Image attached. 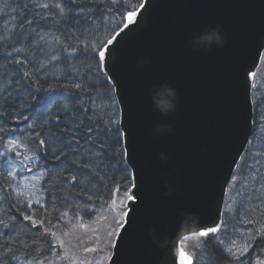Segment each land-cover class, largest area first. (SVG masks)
<instances>
[{
  "label": "snow or ice",
  "instance_id": "1",
  "mask_svg": "<svg viewBox=\"0 0 264 264\" xmlns=\"http://www.w3.org/2000/svg\"><path fill=\"white\" fill-rule=\"evenodd\" d=\"M104 2L108 14L115 8H123L127 11V16L120 13L119 23L110 27L107 36L95 44L81 46L79 43L75 45L72 43L74 35L72 29H76V34L79 35L80 29L90 28L96 19L94 12L99 11V8L93 9L94 0H59L55 4H33L29 0L22 7L17 3L16 7L21 10L18 16H14L16 23L7 29V35L5 29L0 28V46L11 48L9 52H0V59L6 61L5 64H0V205L8 204L7 211L0 207V264H22L20 253H23V264H43L39 256L43 255L45 250L59 255L56 249L63 247V242L55 244L49 242V235L55 237L56 233H50L45 227L48 196H53V192L47 186L51 183L50 175H55L60 182L52 184V188L56 190L54 199L61 207L75 211L78 216L81 213L90 216L98 211L95 205L99 203L101 209L107 208L114 213L108 221L106 248L99 250L110 251L109 264H117V254L122 252L124 243L135 228L136 213L142 204V179L140 170L134 163L131 130L124 123V108L119 98L120 85L115 76L114 64L119 46L123 42L122 38L137 27L149 0H144L143 3L136 0L139 14L135 5L128 10L121 0ZM0 5L2 13L11 8V0H0ZM29 8L33 9L31 13ZM101 15L104 13L101 12ZM57 17H60L59 21ZM61 24L66 27L61 28ZM120 24H124L122 29ZM52 27L60 33L59 36L49 38L48 29ZM262 53L264 44L255 50L252 62L244 70L249 110L259 108L261 103L252 99L254 85L251 81L256 75L253 71L257 67L256 60ZM81 59L87 63L83 69L77 66L74 70V62ZM50 70H53L51 76ZM57 71L59 75H56ZM6 78L7 83H4ZM53 81L56 83L63 81L71 90V95L64 97L72 101L70 111L65 108L62 115L56 116L49 112L38 123L44 107H51L61 96L59 92L54 93L51 87H43L46 84L51 85ZM104 86L108 87L109 92L115 93V97L106 93L104 99L113 105L111 116L116 115L115 105L120 106V120L117 126V121L110 119L109 126L101 132L89 126L87 113L92 109L86 104L85 98L95 103L91 97V90ZM42 91L47 95H41ZM248 123L255 125L256 121L250 117ZM51 128L59 131L52 133L50 141L45 137L44 130ZM93 130H97L99 135H92ZM101 135L103 139H100ZM52 141L60 147L52 146ZM247 143L251 144V140L248 139ZM121 144L122 147H116L115 154L107 151ZM257 151L264 153V149ZM44 156H51L58 165L63 166L59 167L55 174L50 173L46 165L40 163ZM70 157H78V160H71ZM101 157L103 159H100ZM259 158V155H255L253 161H258ZM241 159L245 158L242 156ZM105 160L108 163L105 164ZM95 161L99 162L94 163ZM232 164H237V161L234 159ZM107 169L113 170L112 175L107 174ZM69 171L75 174L71 179H66ZM98 176H103L107 183L115 182L117 198L123 192L124 198L118 208L110 207L108 198L100 190L101 185L97 184L95 190H89L85 186V181L91 183L97 180ZM228 183L233 185L238 183L236 175H231L230 179L224 181V184ZM65 185L69 190L83 186L82 193L85 194L83 198L81 193L75 195V199L80 202L79 207L72 209L71 205L60 198L58 193ZM26 189L29 196L25 195ZM252 192L253 195L244 199L237 209H233L231 204L222 208L220 199L211 223H205L204 217L198 213L181 212L178 214L179 222L176 228H182L184 232L190 233L192 238H198L199 245L215 249L220 259L227 261L228 264H254V253L255 264H264V259H260L264 255V229L254 230V234L246 237L236 230L235 223L231 228L229 226V218L237 212L247 216L250 212L261 211L256 201L264 203V194L255 188ZM37 193L39 196L33 201L30 196ZM12 209L16 211L13 212ZM56 212L59 213L60 209L56 208ZM60 215L63 218L68 212ZM20 225L28 228V232H24ZM33 229L38 233L39 242L46 244L45 250H37V240L30 235ZM40 229H43L42 233ZM241 238L244 243L237 246V241ZM174 246V243L170 246V257L171 247ZM34 250H37V254L29 258ZM84 251L96 252L98 249L86 247ZM184 255L181 252V264H185ZM171 264H175L174 257H171Z\"/></svg>",
  "mask_w": 264,
  "mask_h": 264
},
{
  "label": "water",
  "instance_id": "2",
  "mask_svg": "<svg viewBox=\"0 0 264 264\" xmlns=\"http://www.w3.org/2000/svg\"><path fill=\"white\" fill-rule=\"evenodd\" d=\"M217 25L223 44L189 46L196 44L195 34ZM122 41L114 70L142 179V204L117 264H171V257L181 264V252L185 264H192L181 246L192 237L176 228L178 214L198 213L211 223L220 199L223 208L229 184L224 181L252 134L244 70L264 44V0H149ZM163 81L177 97L167 114L153 102Z\"/></svg>",
  "mask_w": 264,
  "mask_h": 264
},
{
  "label": "trees",
  "instance_id": "3",
  "mask_svg": "<svg viewBox=\"0 0 264 264\" xmlns=\"http://www.w3.org/2000/svg\"><path fill=\"white\" fill-rule=\"evenodd\" d=\"M29 0H11V8L5 10L4 12L0 13V28L5 29V35H7V29L11 28L13 24L16 23V20L14 19V16H18L20 12V8H17L16 5L19 3L21 7L24 3H28ZM33 4L36 3H49V4H55L59 2V0H31ZM109 3H111V0H108ZM122 3H124L128 10H131L132 7L135 5V7L138 6L136 3V0H121ZM140 3V0H139ZM2 7V5H0ZM93 9L99 8V11H95L94 15L96 19L93 20L92 26L90 28H82L79 30L80 34L77 35L76 29H72L74 35L72 37V43L75 45L79 43L81 46L85 44H95L98 42L99 36L102 33V38L107 36V30L114 26L116 23H119L121 16L120 13L126 14L127 11H125L123 8H115L114 11L111 12V14H108V8L104 2V0H94V3L92 4ZM115 7V6H114ZM13 9H15V12H13ZM33 11L32 8H29V12L31 13ZM46 11V10H45ZM101 12L104 13V15H101ZM51 15V13H47ZM57 21H59L60 17L56 18ZM122 24H120L121 26ZM61 28L66 27V25L61 24ZM118 30V29H117ZM50 33V37L52 36H59L60 33L56 30L55 27H52L48 29ZM63 39V37H61ZM11 51V48H5L3 46H0V52H9ZM15 56L16 54L13 53ZM29 55L31 56V52H29ZM6 61L0 59V64H5ZM87 62L81 60H78L74 62L73 69L77 66L81 67L83 69V66ZM53 70H50V76ZM56 75H59V72H56ZM4 83H7V78L5 79ZM26 87V86H25ZM43 87L48 88L51 87V90L55 92L61 93V98L63 100L60 104H54V110L55 115H62L63 110L65 108H68L70 111L72 101L65 99L64 97L71 95V90L61 81L60 83H56L55 81L52 82L51 85H44ZM263 89V91H262ZM109 94L112 96V92H109V89L107 86L104 87H96L91 90V97L95 100V103H91L88 101V98H85L86 104L92 109V111H89L87 113V117L89 119V126H91L93 129H99L101 132L109 126V120L115 119L117 121V109L115 106V116H111V113L113 111V105L106 101L104 99L105 94ZM41 95L46 96L47 94L41 92ZM99 97V98H97ZM113 97V96H112ZM252 99L254 101H261L259 108L253 109V119L256 121V124L253 125V134L251 136V144H248L246 148V152L243 155L245 159H241L240 164L237 167V170L235 171L237 181L235 185L231 184L229 191L227 195L231 191H238L240 195H242L245 199L249 198L253 195V188H255L258 192L264 194V166L259 161L254 162L253 159L250 157L251 153L254 151V153L259 154L257 150H260V143H264V58L262 60L261 66L259 68V71L256 75V78L254 80V88L252 91ZM101 107V108H100ZM97 108V109H96ZM95 109V110H94ZM42 119L38 121L41 122ZM86 122V121H85ZM63 123V120H62ZM59 129L51 128L44 130V135L47 137L50 141L52 140V133L57 132ZM259 133H262L259 135ZM28 134L25 130V135ZM92 135H99L97 130H93ZM103 135L100 136V139H103ZM112 139L114 140L115 137L113 136ZM260 142V143H259ZM52 146L54 147H60L59 144H56L55 141H52ZM87 147V146H86ZM116 147H122L121 145L112 147L110 149H107V151L110 154H115ZM71 160H78V157H70ZM100 159H103L102 157ZM245 160L247 163H245ZM99 161H95L94 163H98ZM41 163V162H40ZM67 161H65V164ZM104 163H108L107 160L104 161ZM43 164V163H41ZM63 165H58V163L55 161V165L52 166H46L50 173L55 174L58 171V168ZM258 166V168H257ZM251 168V170H250ZM93 171H95V168L93 167ZM113 170L107 169V174L112 175ZM75 174L73 171H69L66 175V179H71V176ZM259 174V175H257ZM119 178V177H117ZM79 179V177H78ZM49 181H56V184H59V180L56 179L55 175L49 176ZM99 184L101 185L100 190L105 194L106 198H110L114 191H115V182L107 183L104 180L103 176H98L97 180L92 181L91 183H88L85 181V186L89 188V190H95V186ZM252 184L251 186L247 187L244 185ZM49 189L53 192V196H48L49 204H48V216H47V222L45 223V227L49 229V232H53V230L60 224L61 215L60 213H63L65 211L72 212L67 207H61L59 202L54 199V196L56 194V190L52 188V183H49L47 185ZM82 187H77L73 189H67V186H62L59 191V196L62 200H65L68 205L72 206V209H75L76 207L80 206V202L75 199V195L77 193H81L82 198L84 193H82ZM47 195V193L45 194ZM80 198V199H82ZM256 203L259 205L261 211H258L254 218L257 216H261L257 219V221L260 220L258 225L252 226V232L254 233V230L260 231L264 229V203H261L260 201H256ZM91 205V204H90ZM100 204L97 203L95 206H99ZM0 207H3L5 211L8 210V204L5 203L3 205H0ZM226 207V205H224ZM56 208L60 209V212H56ZM13 212H15V209H12ZM75 212V211H74ZM238 213V212H237ZM18 215V213H17ZM83 215V214H82ZM84 218L88 217L86 215H83ZM254 218H249L247 216H244L241 218L238 214H235L229 218V226L233 225V223L236 224V230L239 233H243L244 236L247 234V230H243V225L246 224L245 222L252 221ZM22 219V217H21ZM20 227L23 228L22 225ZM24 232H28V228H23ZM41 233L43 232V229L39 230ZM32 238L34 240H37V250H45L46 244L40 243L38 238V233L35 229H33L30 233ZM49 242H52V236L49 235ZM185 247L188 252H190L193 255V264H223L222 259H220L219 254L215 251V249H212L211 247H205L202 245H199L198 242H194V240L185 242ZM37 250H34L33 254H37ZM49 254L46 250L43 251V255L39 256L40 261L43 260V258H46V256ZM22 257L23 262V253H20Z\"/></svg>",
  "mask_w": 264,
  "mask_h": 264
},
{
  "label": "rangeland",
  "instance_id": "4",
  "mask_svg": "<svg viewBox=\"0 0 264 264\" xmlns=\"http://www.w3.org/2000/svg\"><path fill=\"white\" fill-rule=\"evenodd\" d=\"M102 33L99 36L101 39ZM98 39V40H99ZM263 91V89H262ZM63 100L59 97L58 102H53L49 109H53L54 104H60ZM48 106H45L46 108ZM101 108V107H100ZM97 109V108H96ZM95 110V109H94ZM262 133H259L261 135ZM260 143V142H259ZM260 149H264V143H260ZM255 155H259V162L264 166V153L256 154L254 151L251 153L250 157L253 159ZM258 161H255L258 162ZM258 168V166H257ZM252 184L244 185L251 186ZM31 188V185L28 186V189ZM28 189L25 190V195L29 196ZM15 196V193H13ZM39 194L31 195L30 198L35 201ZM124 198L123 192L120 193V197L117 198L115 191L113 195L108 199V203L112 209L118 208L120 201ZM245 198L240 195L238 191H231L229 195L225 198L226 206L231 204L233 209H237L238 205ZM115 201V203H113ZM91 206V205H89ZM98 209L97 212L92 213L90 216L84 218L82 213L78 216L76 212L72 210V212H68L67 216H64L60 219V224L53 230L56 233L55 237H52L53 244L58 243L60 241L63 242V247L57 248L56 252L59 253L57 256L55 252H49L46 258L41 260L43 264H98V262H103V264H107L108 256L110 255V251H99L106 248L107 237L106 232L109 230L108 221L111 219V215L114 213L110 212L109 209H101V206H96ZM241 218L245 215L242 212L236 213ZM257 212H250L247 217L254 218ZM105 217H108L106 220ZM261 216L255 217L251 223L245 222L243 225V230H247L246 237H250L252 234V226L258 225L260 222L257 219ZM252 225V226H250ZM244 243L243 238L237 241V246H242ZM88 248H97L96 252H85L84 249ZM260 259H264V255L260 257ZM223 264H228L227 261H222ZM23 264V262H22ZM254 264H255V253H254Z\"/></svg>",
  "mask_w": 264,
  "mask_h": 264
},
{
  "label": "clouds",
  "instance_id": "5",
  "mask_svg": "<svg viewBox=\"0 0 264 264\" xmlns=\"http://www.w3.org/2000/svg\"><path fill=\"white\" fill-rule=\"evenodd\" d=\"M221 31L222 30L219 25L216 27L205 28L198 34H195L196 44L193 45L189 42V46L194 49L208 48L213 44L219 46L224 43ZM158 96L163 99H159ZM153 102L156 110L163 114H167L169 110L171 112L175 110L177 103L176 90L169 81H163V86L159 90V93L153 95ZM160 246L163 247L162 244Z\"/></svg>",
  "mask_w": 264,
  "mask_h": 264
},
{
  "label": "bare ground",
  "instance_id": "6",
  "mask_svg": "<svg viewBox=\"0 0 264 264\" xmlns=\"http://www.w3.org/2000/svg\"><path fill=\"white\" fill-rule=\"evenodd\" d=\"M50 107H46L43 109V114L40 117V119L45 118L48 113L50 112L53 116L55 115V110L54 109H49ZM42 110V109H41ZM39 119V120H40ZM38 120V121H39ZM27 132V131H26ZM27 135V134H26ZM41 163L45 164L46 166H54L55 165V161L51 158V156H44V158L40 161ZM52 184H56V181L52 182L50 181ZM6 187V186H5ZM12 196L14 197V194H12Z\"/></svg>",
  "mask_w": 264,
  "mask_h": 264
}]
</instances>
